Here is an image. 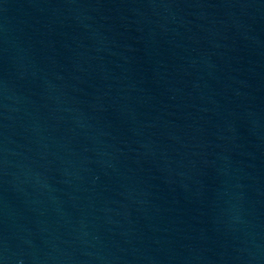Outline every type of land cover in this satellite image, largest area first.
Returning a JSON list of instances; mask_svg holds the SVG:
<instances>
[{"label": "water", "instance_id": "obj_1", "mask_svg": "<svg viewBox=\"0 0 264 264\" xmlns=\"http://www.w3.org/2000/svg\"><path fill=\"white\" fill-rule=\"evenodd\" d=\"M0 264H264V0H0Z\"/></svg>", "mask_w": 264, "mask_h": 264}]
</instances>
